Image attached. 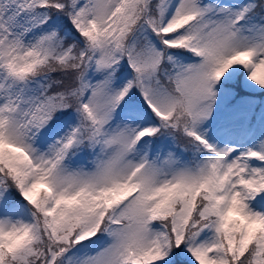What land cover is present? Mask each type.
Wrapping results in <instances>:
<instances>
[{
  "label": "snow or ice",
  "instance_id": "1",
  "mask_svg": "<svg viewBox=\"0 0 264 264\" xmlns=\"http://www.w3.org/2000/svg\"><path fill=\"white\" fill-rule=\"evenodd\" d=\"M0 264H264V0H0Z\"/></svg>",
  "mask_w": 264,
  "mask_h": 264
}]
</instances>
